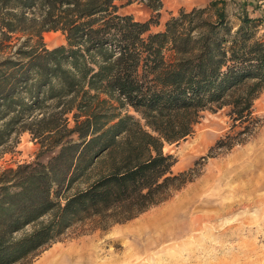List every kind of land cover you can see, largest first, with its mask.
Returning a JSON list of instances; mask_svg holds the SVG:
<instances>
[{
    "label": "trees",
    "instance_id": "obj_1",
    "mask_svg": "<svg viewBox=\"0 0 264 264\" xmlns=\"http://www.w3.org/2000/svg\"><path fill=\"white\" fill-rule=\"evenodd\" d=\"M123 1L0 0V146L23 132L40 145L0 173V264H27L76 221L121 223L165 200L191 178L172 173L163 147L191 135L202 111L252 119L261 20L240 15L233 30L210 1L151 31L162 1L141 0L155 13L144 21L120 13ZM46 31L66 43L47 48ZM102 94L139 117L98 110Z\"/></svg>",
    "mask_w": 264,
    "mask_h": 264
},
{
    "label": "rangeland",
    "instance_id": "obj_2",
    "mask_svg": "<svg viewBox=\"0 0 264 264\" xmlns=\"http://www.w3.org/2000/svg\"><path fill=\"white\" fill-rule=\"evenodd\" d=\"M130 1L119 2L120 13L141 20L155 15L150 8L139 7L137 0ZM210 1L224 8L233 30L239 16L246 14L261 20L257 36L264 34V0L206 2ZM191 8L185 0H163L151 31H158L160 21ZM42 37L47 48L66 43L61 31H46ZM102 99L105 101L97 104L100 111L139 117L115 99L104 94L99 96ZM228 113V106L204 110L191 135L164 145L163 151L175 158L172 173L186 172L191 178L165 200L121 223L109 224L98 216L76 221L27 264H38L51 252L67 264H75L65 254L83 247L98 264H264V90L253 101L249 122H234ZM39 151L40 145L31 135L21 133L14 142L0 146V173L34 161ZM46 155L38 159L44 161ZM97 171L85 175L71 192L85 187ZM127 248L134 249V254L122 257ZM111 254L119 259L104 262Z\"/></svg>",
    "mask_w": 264,
    "mask_h": 264
},
{
    "label": "bare ground",
    "instance_id": "obj_3",
    "mask_svg": "<svg viewBox=\"0 0 264 264\" xmlns=\"http://www.w3.org/2000/svg\"><path fill=\"white\" fill-rule=\"evenodd\" d=\"M260 176V175H259ZM251 186L253 187V184H251ZM256 190V189H255ZM254 191V190H253ZM258 195V194H257ZM256 197V196H255ZM259 198V197H258ZM261 198V197H260ZM150 217L154 218L155 216L154 215H151ZM143 220L145 219L144 217L142 218ZM146 219L149 220V217H146ZM147 220V222H148ZM138 222V221H137ZM140 222V221H139ZM142 223V222H140ZM139 223V224H140ZM145 223H146V220H145ZM136 224V222H135ZM148 224V223H147ZM136 226V225H135ZM131 227V226H130ZM130 227H128V230H131L129 229ZM139 227V226H138ZM134 228V227H132ZM143 228V227H142ZM137 229V228H136ZM91 250V249H90ZM65 252V251H64ZM87 252H89L87 250ZM90 253V252H89ZM134 254V249L132 248H127L123 253H122V257H128V256H132ZM59 255V254H58ZM110 255V253H109ZM65 256H72L73 260L75 261V264H95L97 263V260L95 261V259L92 258V256L90 254H86V247H83V248H80V249H77V248H74V249H71L70 251H68ZM97 256V255H96ZM107 257V256H106ZM100 258V257H99ZM98 259V257H97ZM105 259L106 261L104 262H112V261H115L117 259H119L118 256H116V254L112 255L111 254V257L109 259H106V258H103ZM103 259H100V260H103ZM127 260V259H126ZM132 260V259H131ZM124 261V260H123ZM118 262V261H117ZM103 263V262H102ZM113 263V262H112ZM38 264H67L66 260L63 258H60V256H57V254L55 252H51L45 259H43L41 262H39ZM98 264V263H97ZM105 264V263H103ZM110 264V263H109ZM115 264V263H114ZM119 264V263H118ZM124 264V263H123ZM128 264V263H127Z\"/></svg>",
    "mask_w": 264,
    "mask_h": 264
},
{
    "label": "crops",
    "instance_id": "obj_4",
    "mask_svg": "<svg viewBox=\"0 0 264 264\" xmlns=\"http://www.w3.org/2000/svg\"><path fill=\"white\" fill-rule=\"evenodd\" d=\"M138 1V6L139 7H145V8H149L146 4H145V2L144 1H141V0H137ZM162 1V7L159 9V12H160V10L163 8V0H161ZM206 1H208V0H185V3H189V4H191V6H193V7H204V6H206V5H208V3L209 2H206ZM173 14V13H172ZM133 15V14H132ZM134 16V15H133ZM134 18H135V16H134ZM135 19H137V18H135ZM137 20H141V19H137ZM141 21H144V20H141ZM165 21H166V19L164 20V21H160L159 23H158V25H159V28H158V31L159 30H163V28H164V23H165Z\"/></svg>",
    "mask_w": 264,
    "mask_h": 264
}]
</instances>
